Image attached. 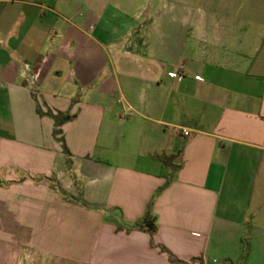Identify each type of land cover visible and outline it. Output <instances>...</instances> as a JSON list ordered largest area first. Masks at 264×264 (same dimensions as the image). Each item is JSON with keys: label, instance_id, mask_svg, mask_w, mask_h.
Returning <instances> with one entry per match:
<instances>
[{"label": "crops", "instance_id": "obj_1", "mask_svg": "<svg viewBox=\"0 0 264 264\" xmlns=\"http://www.w3.org/2000/svg\"><path fill=\"white\" fill-rule=\"evenodd\" d=\"M0 264H264V0H0Z\"/></svg>", "mask_w": 264, "mask_h": 264}, {"label": "trees", "instance_id": "obj_2", "mask_svg": "<svg viewBox=\"0 0 264 264\" xmlns=\"http://www.w3.org/2000/svg\"><path fill=\"white\" fill-rule=\"evenodd\" d=\"M40 115H43V113L38 110ZM47 116L51 117L54 121V130H53V136L54 138L61 142L62 144V148H63V152L66 155H70L69 150L67 149L66 145H65V140L63 137V132L61 130V126L66 123L69 122L73 119V116H71L69 113H52L51 111H48L46 113ZM151 220L150 214H147L145 217V220ZM148 226V231L151 235H153L156 232V227H154L153 225H151L150 223L147 224ZM137 228H140L139 225H136ZM164 252H167L165 249H163ZM170 258L172 259V256L170 255Z\"/></svg>", "mask_w": 264, "mask_h": 264}, {"label": "built area", "instance_id": "obj_3", "mask_svg": "<svg viewBox=\"0 0 264 264\" xmlns=\"http://www.w3.org/2000/svg\"><path fill=\"white\" fill-rule=\"evenodd\" d=\"M169 76L171 77V78H178L179 80L182 78V76L180 75V74H178V73H170L169 74ZM185 136H188L189 135V133L187 132V131H185L184 133H183Z\"/></svg>", "mask_w": 264, "mask_h": 264}, {"label": "rangeland", "instance_id": "obj_4", "mask_svg": "<svg viewBox=\"0 0 264 264\" xmlns=\"http://www.w3.org/2000/svg\"><path fill=\"white\" fill-rule=\"evenodd\" d=\"M147 4V3H146ZM148 5V4H147Z\"/></svg>", "mask_w": 264, "mask_h": 264}]
</instances>
